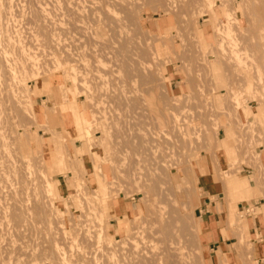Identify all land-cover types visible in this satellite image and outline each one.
I'll list each match as a JSON object with an SVG mask.
<instances>
[{
  "label": "rangeland",
  "instance_id": "374dc122",
  "mask_svg": "<svg viewBox=\"0 0 264 264\" xmlns=\"http://www.w3.org/2000/svg\"><path fill=\"white\" fill-rule=\"evenodd\" d=\"M204 201L264 264V0H0V264H205Z\"/></svg>",
  "mask_w": 264,
  "mask_h": 264
},
{
  "label": "crops",
  "instance_id": "0c3cea01",
  "mask_svg": "<svg viewBox=\"0 0 264 264\" xmlns=\"http://www.w3.org/2000/svg\"><path fill=\"white\" fill-rule=\"evenodd\" d=\"M198 212L202 222L199 237L206 248L205 264H236L239 253L234 251L232 245L235 244L234 241H237V238L233 231H228L226 228V217L222 218L217 205L210 201L200 203ZM260 224L255 221L254 227L257 228ZM255 241L256 239H254V244Z\"/></svg>",
  "mask_w": 264,
  "mask_h": 264
},
{
  "label": "bare ground",
  "instance_id": "6f19581e",
  "mask_svg": "<svg viewBox=\"0 0 264 264\" xmlns=\"http://www.w3.org/2000/svg\"><path fill=\"white\" fill-rule=\"evenodd\" d=\"M237 183L239 184V187H240V183H239V181H237Z\"/></svg>",
  "mask_w": 264,
  "mask_h": 264
},
{
  "label": "built area",
  "instance_id": "2783aa9c",
  "mask_svg": "<svg viewBox=\"0 0 264 264\" xmlns=\"http://www.w3.org/2000/svg\"><path fill=\"white\" fill-rule=\"evenodd\" d=\"M250 207L248 206V208L246 210H248Z\"/></svg>",
  "mask_w": 264,
  "mask_h": 264
}]
</instances>
